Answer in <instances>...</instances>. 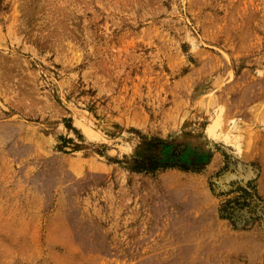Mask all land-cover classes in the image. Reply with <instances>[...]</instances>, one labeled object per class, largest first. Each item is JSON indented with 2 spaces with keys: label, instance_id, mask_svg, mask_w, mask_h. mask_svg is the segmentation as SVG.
<instances>
[{
  "label": "rangeland",
  "instance_id": "obj_1",
  "mask_svg": "<svg viewBox=\"0 0 264 264\" xmlns=\"http://www.w3.org/2000/svg\"><path fill=\"white\" fill-rule=\"evenodd\" d=\"M0 264H264V0H0Z\"/></svg>",
  "mask_w": 264,
  "mask_h": 264
}]
</instances>
